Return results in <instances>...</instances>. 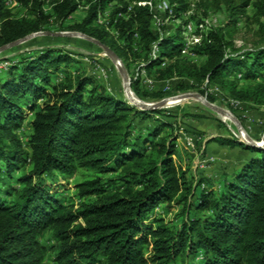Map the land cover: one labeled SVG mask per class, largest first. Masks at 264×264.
<instances>
[{"label": "trees", "instance_id": "16d2710c", "mask_svg": "<svg viewBox=\"0 0 264 264\" xmlns=\"http://www.w3.org/2000/svg\"><path fill=\"white\" fill-rule=\"evenodd\" d=\"M14 1L31 16H14L0 0V48L43 31L51 21L46 0ZM110 1L96 0L73 30L109 46L128 70L137 45L147 53L153 44L158 47L144 66L148 71L174 58L178 39L155 32L153 11L138 4L152 0H121L109 21L116 34L94 25ZM170 1L180 4L176 13L186 7L185 0ZM54 3L61 22L79 7L78 0ZM11 49L0 52V60ZM202 49L204 64L176 59L157 69L160 79L188 78L193 83H181L185 89L223 82L233 67H243L253 83L232 85L231 92L264 104V81L257 80L264 71V46L234 54V44L218 30ZM36 53L0 79V264H47L50 250L42 239L48 231L57 241L54 264H264V147L214 139L252 153L216 188L175 161L178 130L167 117H154L166 114L163 108L129 106L82 67L54 80L75 59L59 46ZM138 85L139 79L132 82L136 93ZM151 96L165 94H145ZM26 111L33 114L27 142L18 133ZM138 120L153 125L135 131ZM80 170L88 172L77 185L80 200H60L65 181ZM14 172L15 184L6 183L2 176L11 179ZM162 203L181 208L179 225L158 216Z\"/></svg>", "mask_w": 264, "mask_h": 264}, {"label": "rangeland", "instance_id": "374dc122", "mask_svg": "<svg viewBox=\"0 0 264 264\" xmlns=\"http://www.w3.org/2000/svg\"><path fill=\"white\" fill-rule=\"evenodd\" d=\"M4 1L5 6L14 16H31L30 11L20 3L14 0ZM55 1L46 0L45 2L44 10L52 17L44 30L13 46L11 52L0 60V79L5 77L11 65L36 55L37 49L45 46L63 47L76 62L67 69L65 66L60 67L58 73L52 77L54 80L82 67L93 77L95 83L103 85L111 95L123 100L131 107L146 109L140 107L133 99L151 105L165 101L159 108H163L166 114H157L154 117L162 119L167 117L178 130L175 161L183 168H189L190 172L196 171L198 177L206 178L208 184L216 188H220L233 171L251 157L252 153L243 151L245 150L243 147L222 145L214 139L223 136L245 144H247L246 139H252L264 147V104L240 100L231 92L232 85L240 88L253 83L246 80L244 73L240 70H244L243 67H233L229 73H226L223 82L217 81L208 85L207 81H204L203 84L198 83L199 86H190L185 89L180 87L181 83L192 84L193 81L184 77L160 79L157 73V69H164L176 59L183 64H204L207 56L202 49V44L213 31L225 32L227 40H230L237 49L234 54H242L244 51L264 46V0H185L186 7L180 9L178 13L175 10L180 7V4L170 0L138 3L148 5L153 11L154 31L163 37H176L181 48L174 58L165 57L159 65L148 71L144 66L152 55L158 53V47L153 44L151 51L147 53L140 45H137L129 70L125 66L128 73L127 80L117 62L105 52L102 45L72 28L75 23L81 22L86 17L89 8L96 0H78V10L64 22H61L53 12ZM120 6L121 0H111L106 3L94 25L104 27L112 34H116V31L110 27L109 21L113 11ZM137 41L138 35H136V43ZM138 79L139 92L136 93L132 82ZM257 80L264 81V71L258 73ZM47 88L50 90L49 86ZM158 91L165 96L145 97L146 93L152 95ZM185 94L196 95V97L173 99ZM170 99L173 100L170 101ZM32 118L33 114L26 111L22 128L18 131L25 142L32 133L30 126ZM152 125V120H138L135 123V131ZM214 142L219 145L211 144ZM16 173L14 172L11 179H8L6 174L2 177L6 183L15 184ZM86 175H88L87 171L80 170L67 179L64 189L58 196L59 199L66 203L79 201L77 185L85 179ZM4 184L2 183L1 187ZM180 211V207L169 206L167 203L160 204L156 210L158 216L165 222L175 225H179L182 221ZM42 243L50 250L46 263L54 264V248L57 241L51 231L45 233ZM146 255L149 257L148 253ZM200 258L199 254L195 262L197 263L196 259Z\"/></svg>", "mask_w": 264, "mask_h": 264}, {"label": "water", "instance_id": "95a60500", "mask_svg": "<svg viewBox=\"0 0 264 264\" xmlns=\"http://www.w3.org/2000/svg\"><path fill=\"white\" fill-rule=\"evenodd\" d=\"M37 34H39V33H33V34H30V35H28V36H26V37H24V38H22V39H19V40H17V41H15V42H13V43H10V44H8V45H5V46H3V47H1L0 48V52H2L3 50H6V49H8V48H11V47H13V46H15V45H17V44H19V43H21V42H23V41H25V40H27V39H29V38H32L33 36H35V35H37ZM86 37V36H85ZM87 38H89L90 40H93V41H95L96 43H98V44H100V45H102L103 47H104V49H105V52L114 60V61H116L117 62V64H118V66H119V68L121 69V71H122V73H123V75H124V77H125V79L127 80V78H128V73H127V71H126V67H125V65L120 61V58L117 56V54L109 47V46H107V45H105V44H103V43H101L100 41H98V40H96V39H94V38H92V37H88L87 36ZM130 93V92H129ZM192 97H196V95H192V94H185V95H181V96H178V97H176V98H173V99H188V98H192ZM140 107H142V108H147V109H155V108H159V107H161V105L162 104H164V102L165 101H163V102H161V103H159V104H156V105H151V104H147V103H143V102H140V101H136V99H133ZM247 144H251V145H255V146H259V147H262L260 144L258 145L256 142H254L252 139H246V141H245Z\"/></svg>", "mask_w": 264, "mask_h": 264}, {"label": "crops", "instance_id": "0c3cea01", "mask_svg": "<svg viewBox=\"0 0 264 264\" xmlns=\"http://www.w3.org/2000/svg\"><path fill=\"white\" fill-rule=\"evenodd\" d=\"M211 144H213V145H219L218 143H211ZM211 144H209V146H211ZM243 151H247V150H243Z\"/></svg>", "mask_w": 264, "mask_h": 264}, {"label": "bare ground", "instance_id": "6f19581e", "mask_svg": "<svg viewBox=\"0 0 264 264\" xmlns=\"http://www.w3.org/2000/svg\"><path fill=\"white\" fill-rule=\"evenodd\" d=\"M132 95V94H131ZM132 98V97H131ZM173 99H170V101H172ZM225 115H227V114H225Z\"/></svg>", "mask_w": 264, "mask_h": 264}, {"label": "built area", "instance_id": "2783aa9c", "mask_svg": "<svg viewBox=\"0 0 264 264\" xmlns=\"http://www.w3.org/2000/svg\"><path fill=\"white\" fill-rule=\"evenodd\" d=\"M165 2V1H164ZM164 4H166V3H164ZM198 40V39H197Z\"/></svg>", "mask_w": 264, "mask_h": 264}]
</instances>
